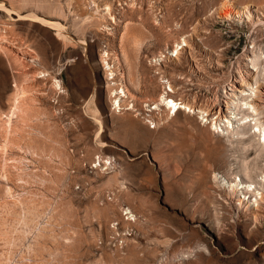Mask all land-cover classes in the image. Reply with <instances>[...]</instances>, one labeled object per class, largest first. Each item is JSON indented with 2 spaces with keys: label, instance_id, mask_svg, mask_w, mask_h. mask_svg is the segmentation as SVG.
<instances>
[{
  "label": "rangeland",
  "instance_id": "rangeland-1",
  "mask_svg": "<svg viewBox=\"0 0 264 264\" xmlns=\"http://www.w3.org/2000/svg\"><path fill=\"white\" fill-rule=\"evenodd\" d=\"M223 4L249 7L264 23V0H0V84L11 92L9 86L16 80L44 101L43 108L35 109L45 110L44 115L37 113L30 124L56 122L67 150L72 149L77 160L85 161L95 148L100 126L104 131L99 136L104 133L119 149L132 153L129 194L125 199L119 192L122 176L120 167L115 168L120 182L115 199L140 221L128 224L129 239L116 236L106 241L98 232L111 221L104 220L102 207L110 173L94 179L87 165L72 178L73 183L67 184V176L60 184L54 174H67L61 171V158H50L53 166L49 171L41 164L43 160H32L23 149L10 151L13 158L30 161V175L50 176L54 183L15 178L20 170L13 161L12 174L18 172L1 182L2 188H11L13 195L31 191L34 198L55 203L63 197L64 205L69 203L72 209L66 207L63 219L47 226L54 236L49 232L46 241H39H45L39 264H54L50 251L64 255L63 264H264V201L251 213L250 206L237 201L244 196L232 193L221 178L224 175L230 182L244 184L252 180L247 185L264 194V147L260 152L254 144L244 149L234 141L235 136L221 130L220 121L227 116L226 102L233 99L231 86L238 88L239 73L245 72L246 56H251L252 49H264V25L219 19ZM50 22L61 25L68 37ZM182 39L188 46L176 57L169 56ZM136 40L140 45L135 46ZM102 58L114 79L109 75L106 79L109 71ZM53 77L60 83L57 92L52 90ZM168 83L173 89L168 92L170 98L207 115L173 116L163 105L152 107L164 87L168 90ZM118 86L129 92L124 105H132L128 110L115 109L111 118L115 107L109 94ZM213 122L221 127L215 130ZM242 161L252 168L251 180L240 170ZM84 173L94 183L86 184ZM3 212L1 218L7 214ZM47 214L38 221L40 226L48 224ZM113 223L116 226L117 221ZM4 248L0 257L6 255L8 248Z\"/></svg>",
  "mask_w": 264,
  "mask_h": 264
},
{
  "label": "bare ground",
  "instance_id": "bare-ground-1",
  "mask_svg": "<svg viewBox=\"0 0 264 264\" xmlns=\"http://www.w3.org/2000/svg\"><path fill=\"white\" fill-rule=\"evenodd\" d=\"M217 17L223 21L234 22L236 24L247 23L250 25H254L255 23H257L260 25L261 24L264 25V23L261 21L262 19L261 18L259 19V15L254 14L253 9L249 7H245V6L243 8L242 7L236 8L229 4H223L222 6H220V9L218 10ZM50 25L54 28H57L62 33L63 36L68 37L66 34V31L61 25L57 23H51ZM139 42L140 40L139 41L136 40V42L134 41L135 46L140 45ZM186 46H188L187 41L185 39H182L179 43H177L174 46V48H172L170 52H168V54H170L169 56L176 57L179 54L180 50L182 48H186ZM256 49L257 48L251 50V56H246L247 59H246V64H245V72L239 73V78L237 81L238 88L233 85L231 86L233 99H231L229 102H226L225 104L226 111H224V113H226L227 116H223L220 121H222V127H223L221 128V130L226 131V133L231 134L232 136L229 135L230 137L235 136L236 139L234 141L242 145L241 147L245 149L246 147L248 146L250 147L251 145L254 144L253 147L256 146V148L254 149H257L258 147V151L260 152L264 147V49H261V48H258L257 50ZM104 56L108 57V54L105 53ZM102 63L104 67L105 66L108 67L107 69L109 73L107 72L105 73L106 79H108L107 77L108 75L112 76L110 80L114 79L113 72L110 70L106 58H102ZM43 75L45 76V74ZM12 79L14 80V78ZM51 82H52V90L54 89V91L56 90L57 92L60 89L59 80H56L53 77ZM20 84H18L16 80L12 81V84L9 86L11 88L10 90L11 92H8V89L5 84L3 83L0 84V246L2 247L0 248V251L4 247L8 248L6 250V255L3 257H0V264H39V261L37 260L40 259L39 255L41 254V250H42L40 248L42 247L41 244L43 243L44 240L45 241L47 240L45 237H47V234L50 232V228H47V226L54 225L57 223V221L62 220L63 212L67 210L66 207L70 208L69 203L68 205L66 203L67 205L66 206L63 203L64 201L62 202V200L64 199L63 197L62 198L60 197L61 199L58 200L59 202L57 201L55 203V201H53L54 202L53 203L51 200L47 201L43 197H41L40 199H37V197L34 198L33 195L35 194H33L34 192L31 194L30 193L31 191H28L29 195L27 194L28 192L26 193V191L24 192L26 194L19 193L17 195L16 194L13 195L12 189L10 187H9L10 189L2 188L3 185L1 186V182L3 183L4 181H7V179L13 177L18 172V171L16 172L15 170L16 173L12 174V170L10 168L11 166H13L12 164L13 161L17 162V165H18L17 169L20 170V174L18 172V174L15 175L17 177L14 176L15 178L19 179L20 177H23L24 179V177L25 178L32 177L38 180L40 183L41 182L44 183L45 181L48 184L54 183L52 182V179L50 176L49 178L41 174H37V175L31 174L30 175L29 173L30 171L29 172L27 171L28 165H31L29 164L30 161H26V159L24 160V158L23 159L18 158V157L13 158L12 156H10V154H12L10 153V151L13 148H16V150L23 149L25 153L28 154L32 160H34L33 157L37 159L38 162L43 160V163L41 164L45 165L46 168L48 167L49 171L50 170L52 171L51 166H53V165H50L51 164L50 158H52L53 156L61 158L64 163L62 164L63 168L61 171L67 172V174L60 173L59 175L58 174L59 172L58 173L56 172L54 174L55 177L53 176L57 182H58L57 179H60V184H61V179L65 180V178L67 179V176L68 178H70L67 180L68 182L67 184H70V182L73 183L72 178H74L76 175H80L82 173L81 171L84 170L85 166L87 165H90V170H91V173L94 179H100L101 176L103 177V174L106 171L110 173V175L108 176L105 182V186L107 190L106 192H104V193H107L108 196L106 197V200L103 201L102 207H103L104 215H105L104 220L106 221L111 220V221L108 224H106V226L103 229H101L102 227L101 228L99 227L100 231L98 233L99 235L103 236L106 239V241H111L112 238L114 239L116 236L118 237L121 236L122 237L121 239L124 241L129 239L131 234L129 230L127 229V226L128 224H130V222L132 223V222L138 221L137 220L138 218L132 212L131 209H129L128 207L126 209L119 207L116 202L115 198L118 195L117 194L118 190L116 191L115 187L118 186L117 183H120V182H117V174L114 172V170L115 168L120 167L119 171H120V175L122 176V182L120 183L119 192L122 194V197L126 199L127 195L129 194V180H128L129 173L128 172L130 168V157L132 153L127 150L119 149L117 145L115 144V142H113L111 137H107L106 135H103L104 133L99 136L101 129L103 128L102 126H100L94 138L95 148L89 152L86 160L84 159L85 161H81L79 159L78 160L75 159L74 151L72 149H71L72 151L70 150V152L67 150L68 143L65 141L64 139L65 136L63 137V133L59 129L60 127H58L56 122L49 123L48 120H46L48 122L47 123L45 121L46 124H43V123L41 124V122H36V124L34 123V125L30 124L32 121L31 122L29 121L37 117L38 116L37 113L43 114L45 112V110L42 113L39 112L40 110L39 111L37 110L38 112L35 111L37 107L38 109L43 108V106H45L44 105L45 103L43 100H40L39 98L35 97L36 95L33 96L32 94L28 93L25 90L26 88H23ZM167 87H168L167 88L168 90H166V87H164V92L160 96L159 102H157L156 104H151L152 107L154 105V108L155 107L158 108L159 105H163L164 107L167 108V112L168 111L172 112L173 116H175L176 114L178 115L179 113L183 115H188L189 113H193V114L198 113L201 115H207L206 111H203L200 109L195 111V109L192 108L190 105H188L186 102H180V101L177 102L175 101V99L170 98L168 92H173V89L169 85V83L167 84ZM110 92L112 93L109 94L110 96L109 101L111 102V106L115 107L114 109H112V111H110V117L114 118L115 109H118V111L122 110L121 107L126 108L124 110L130 109V108H127V105H128L127 103L126 105H124V102L127 101L129 92L124 86H120V87L118 86L114 89H111ZM58 93H60V91ZM40 98H42V96ZM41 102L44 104H42ZM151 105H148V107L150 108ZM219 111H220L219 114H221L222 113L221 109ZM51 118L52 117L50 116V119ZM99 122L97 123L99 124ZM100 124L102 125L101 122ZM212 125L213 127H215V130L216 128H218L217 126L221 127L220 124L218 123L217 125L216 122H213ZM123 134H125V132ZM211 134L214 136H217V131L216 133L212 131ZM123 137H125L123 139L125 140L124 142H126V145L127 143H130L127 132H126V136L124 135ZM18 138H21V139L18 140ZM230 142L231 140L229 141V143ZM128 147L129 146H127L126 149H128ZM95 155H98V156L94 158ZM91 164H94V166H92ZM251 169L246 165L245 162H243L240 167V170L243 173V176L247 177L248 179L251 178L250 177ZM32 178H30V181L32 180ZM83 178H84L85 183L88 185L94 183L91 181L89 176H87L85 173H84ZM215 178H216V175H215ZM221 178L223 182H225V184L228 185V189L232 193L234 194L240 193L241 195L244 196L243 200L240 197H238L237 201L239 205H248L246 206V208L250 206L249 209L251 210H248V211H251V213H255L258 206H261L260 203L264 201V194L260 192L262 189L260 190L257 188L258 190H260L258 191L256 187L251 189V185L250 184L247 185L250 182L252 184L253 181L251 179H250L251 181H248L247 184H244L243 183L244 181H241V180H239L238 183L233 182V181L232 183L228 181V179L224 175H222ZM75 179L76 178H74V180ZM11 181H14V179ZM26 181L28 182L29 180H26ZM261 182L262 184H264L263 178ZM67 184L64 187H67V186L69 187V185ZM74 185H76V183ZM48 187L50 188V185H48ZM67 189H65L66 192H68ZM16 192L18 191H15V193ZM61 193H64V192H61ZM248 195L249 197L247 198L245 202V198ZM49 201H51L52 203ZM63 205L65 206L64 211H63V207H64ZM69 208L68 210L70 211L71 208L70 209ZM73 209L75 208L73 207ZM3 211H5V213H7L8 216L9 215L12 216V217L9 216L10 218L8 217L10 219V220L8 219L9 221L7 220V218L5 219V216L7 214H5V216H2V218L4 217V219L1 218V214ZM45 212L48 213L47 214L48 224H46L45 226H40L39 225L40 223L38 224V221L41 220L40 218L43 216V214H46ZM72 213H73L72 215L74 216L75 212H72ZM2 215H4V212ZM252 215H255V214H252ZM254 217L255 216H253L252 218ZM113 221L114 222L117 221L116 226L112 225L114 224ZM99 225H101V221L99 222ZM118 225L120 226V228L117 227ZM79 231L80 230H78V232ZM50 234L52 233L50 232ZM42 238H45V239L42 240V243H40ZM22 247L24 251L20 250ZM6 248H4V250ZM50 252H49L50 253L49 256L51 260L53 259L52 262L54 264L64 263L63 262L64 255H61L62 252L58 251L61 256H59L57 252L55 254H53L52 251ZM156 264H161V261L157 262Z\"/></svg>",
  "mask_w": 264,
  "mask_h": 264
},
{
  "label": "built area",
  "instance_id": "built-area-1",
  "mask_svg": "<svg viewBox=\"0 0 264 264\" xmlns=\"http://www.w3.org/2000/svg\"><path fill=\"white\" fill-rule=\"evenodd\" d=\"M131 105H132V104L129 105V108L131 107ZM151 127H153V126H151ZM161 264H162V263H161Z\"/></svg>",
  "mask_w": 264,
  "mask_h": 264
}]
</instances>
